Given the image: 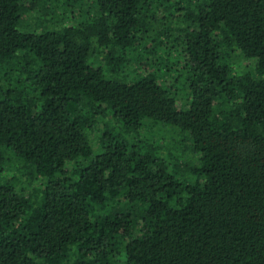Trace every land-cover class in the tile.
Returning <instances> with one entry per match:
<instances>
[{
  "label": "trees",
  "instance_id": "obj_1",
  "mask_svg": "<svg viewBox=\"0 0 264 264\" xmlns=\"http://www.w3.org/2000/svg\"><path fill=\"white\" fill-rule=\"evenodd\" d=\"M0 264H264V0H0Z\"/></svg>",
  "mask_w": 264,
  "mask_h": 264
},
{
  "label": "rangeland",
  "instance_id": "obj_2",
  "mask_svg": "<svg viewBox=\"0 0 264 264\" xmlns=\"http://www.w3.org/2000/svg\"><path fill=\"white\" fill-rule=\"evenodd\" d=\"M32 23V20H31ZM166 130H164V127H159L156 126L153 128L152 131L155 132V136H156V143H160V145H162V153H166V149L164 148V146L166 145H170V147L172 145L175 144V139L180 138V136L175 135L174 133H172L171 131H169V128H165ZM162 130H164L163 132H161ZM93 143L96 142V140L92 141ZM177 148V147H176ZM181 147H178V149L180 150ZM172 149V148H171ZM182 149V148H181Z\"/></svg>",
  "mask_w": 264,
  "mask_h": 264
}]
</instances>
